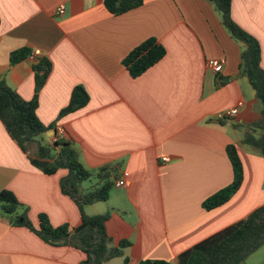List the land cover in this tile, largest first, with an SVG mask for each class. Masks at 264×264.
I'll use <instances>...</instances> for the list:
<instances>
[{
    "label": "crops",
    "instance_id": "crops-1",
    "mask_svg": "<svg viewBox=\"0 0 264 264\" xmlns=\"http://www.w3.org/2000/svg\"><path fill=\"white\" fill-rule=\"evenodd\" d=\"M60 6L63 13H57ZM231 14L259 40L264 69V0H232ZM0 18V79L31 100L34 65L41 59L52 65L38 93L37 115L65 133L58 137L50 130L44 141H69L87 169L125 180L108 200L85 207L89 215L109 214L114 246L130 242L123 256L104 264H123L126 256L131 264H176L181 253L264 204V157L242 142L245 129L261 117L255 90L241 74L244 47L211 0H144L118 15L104 0H0ZM148 39L165 55L133 77L124 59ZM18 49L28 54L12 63ZM211 58L223 61L220 73L208 67ZM77 85L85 87L89 102L59 118ZM233 107L235 116L220 117ZM230 144L237 146L243 182L226 203L207 210L203 202L233 181ZM164 156L171 161L163 162ZM66 174L61 168L49 175L33 165L0 119V191L12 190L35 225L40 213L54 226L80 224L78 205L61 190ZM85 259L79 248L51 245L0 217V264ZM241 264H264V246Z\"/></svg>",
    "mask_w": 264,
    "mask_h": 264
},
{
    "label": "trees",
    "instance_id": "trees-1",
    "mask_svg": "<svg viewBox=\"0 0 264 264\" xmlns=\"http://www.w3.org/2000/svg\"><path fill=\"white\" fill-rule=\"evenodd\" d=\"M144 0H104L112 14L118 15L143 4ZM219 12L222 23L231 36L243 44L241 74L246 76L255 90L254 109L260 118L250 124L251 130L242 142L254 152L264 157V69L261 64L262 49L259 40L238 25L231 14L232 0H211ZM1 24V18H0ZM28 54L27 49L11 53L12 63L19 62ZM165 48L154 39H148L133 49L124 59L130 74L138 77L160 61ZM51 63L41 59L34 65L36 93L31 100L23 99L5 80L0 79V119L10 136L24 152L30 155L33 165L46 174H54L64 168L67 174L61 179V190L71 197L79 207L81 222L71 227L69 223L54 226L45 213L38 216L35 225L24 206L10 189L0 191V217L8 218L15 226H23L37 234L45 242L54 245H70L83 250L86 259L81 264H104L123 256L130 245L122 240L114 246L106 229L109 214L89 215L85 211L88 204L109 199L115 179L105 172L87 169L79 159L76 148L64 139L45 142L44 137L54 124L46 125L37 115L38 93L45 84L51 70ZM89 94L83 85H77L71 94L70 102L61 109L59 118L75 112L87 105ZM35 149V150H34ZM231 159L234 178L231 184L219 190L203 202L207 210L226 203L240 188L244 170L235 144L227 147ZM96 179L90 188L84 189L83 182ZM264 246V204L241 219L181 253L176 264H241ZM123 264H131L128 256ZM137 264H172L161 259H145Z\"/></svg>",
    "mask_w": 264,
    "mask_h": 264
},
{
    "label": "built area",
    "instance_id": "built-area-1",
    "mask_svg": "<svg viewBox=\"0 0 264 264\" xmlns=\"http://www.w3.org/2000/svg\"><path fill=\"white\" fill-rule=\"evenodd\" d=\"M64 12V6H60L57 8V13H63ZM207 65L208 67L216 74L220 73L222 71L223 68V61L221 59L218 58H211L207 61ZM238 113V107H233L230 109H227L223 112H221L220 117L224 118V117H232L235 116ZM56 135L58 137H62L63 134L65 133L64 128L61 125H57L56 129ZM57 138H55L54 140L56 141ZM162 161L163 162H170L171 158L169 156H164L162 157ZM115 186H123L125 185V180L124 179H117L115 180L114 183Z\"/></svg>",
    "mask_w": 264,
    "mask_h": 264
},
{
    "label": "rangeland",
    "instance_id": "rangeland-1",
    "mask_svg": "<svg viewBox=\"0 0 264 264\" xmlns=\"http://www.w3.org/2000/svg\"><path fill=\"white\" fill-rule=\"evenodd\" d=\"M233 121H236L238 122L239 120H233ZM246 133H248L249 131H247V129H245ZM93 183V180H87V181H84L83 182V188L86 190L88 188H90L91 184Z\"/></svg>",
    "mask_w": 264,
    "mask_h": 264
},
{
    "label": "water",
    "instance_id": "water-1",
    "mask_svg": "<svg viewBox=\"0 0 264 264\" xmlns=\"http://www.w3.org/2000/svg\"><path fill=\"white\" fill-rule=\"evenodd\" d=\"M53 133H54V134H56V131H55V130H53Z\"/></svg>",
    "mask_w": 264,
    "mask_h": 264
}]
</instances>
